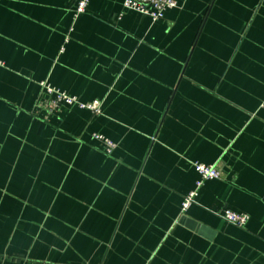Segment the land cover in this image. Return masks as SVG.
Listing matches in <instances>:
<instances>
[{"label":"crops","instance_id":"1","mask_svg":"<svg viewBox=\"0 0 264 264\" xmlns=\"http://www.w3.org/2000/svg\"><path fill=\"white\" fill-rule=\"evenodd\" d=\"M176 1L0 0V264H264V0Z\"/></svg>","mask_w":264,"mask_h":264},{"label":"built area","instance_id":"2","mask_svg":"<svg viewBox=\"0 0 264 264\" xmlns=\"http://www.w3.org/2000/svg\"><path fill=\"white\" fill-rule=\"evenodd\" d=\"M75 1L76 8L74 20H77L81 15L86 13L91 0ZM124 7L149 17L153 22H157L164 17L167 11L178 8V2L176 0H125ZM40 85L44 91L45 97L38 101L35 112H43V119L46 121H48L51 114L58 111L63 106H77L82 110L90 111L95 116L102 114V103L100 101L83 103L78 97L69 95L47 82H42ZM93 137L104 143L105 151L108 155H111L117 147L113 141L107 139L103 135L95 134ZM194 168L199 174V179L196 182L195 188L184 198L182 203L183 213L187 212L197 203L199 192L207 181L216 180L221 177V172L216 165L194 163ZM219 216L226 222L240 228L245 227L250 220L248 214L236 213L231 210H225L219 213Z\"/></svg>","mask_w":264,"mask_h":264},{"label":"rangeland","instance_id":"3","mask_svg":"<svg viewBox=\"0 0 264 264\" xmlns=\"http://www.w3.org/2000/svg\"><path fill=\"white\" fill-rule=\"evenodd\" d=\"M59 110H60V109H59ZM59 110H58V111H59ZM58 111H55L53 114L50 115V117H51L52 115H54L55 113H57ZM50 117H49V118H50Z\"/></svg>","mask_w":264,"mask_h":264}]
</instances>
